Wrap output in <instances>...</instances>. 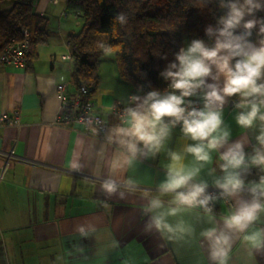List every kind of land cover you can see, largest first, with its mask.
Masks as SVG:
<instances>
[{
  "label": "crops",
  "instance_id": "0c3cea01",
  "mask_svg": "<svg viewBox=\"0 0 264 264\" xmlns=\"http://www.w3.org/2000/svg\"><path fill=\"white\" fill-rule=\"evenodd\" d=\"M65 3L32 0L34 13L46 20L47 42L36 48L30 65H0V114L12 116L17 112L20 122L18 128L0 129V151H13L15 157L5 165V157L0 155V264H212L200 233L222 227L223 217L252 196L250 192L229 196L230 205L215 200L211 219L193 209L167 217L173 225L183 220L191 226L192 234L183 238L162 240L159 234H145L144 210L149 201L158 197L167 208L173 198L159 192L171 163L169 151L183 154V163L191 165L193 157L183 149L197 142L183 138L182 126H176L155 157L138 156L130 166L112 168L124 150L115 137L109 142L108 136L117 127L127 126L126 109L136 108L146 97L119 77L112 52L98 65L92 93L94 113L107 124L104 140L83 136L78 132L80 125H74L77 132H73L53 124L59 108L56 85L69 82L72 71L67 35L77 33L81 26L79 16L67 11ZM10 6V1L0 2V9ZM193 40L186 39L182 48L187 49ZM223 82V76L218 80L206 78V85L215 83L222 88ZM258 82H264V77ZM206 91L207 87L190 98L200 109ZM133 96L138 99L133 100ZM241 100L238 94L226 97L222 119L231 130L229 142L224 149L210 153L211 163L195 182L203 180L215 186L214 180L223 176L219 156L231 143L242 142L246 157L254 154V145L259 146L256 136L261 122L257 120L252 129H242L236 123L235 117L244 111L236 107ZM262 176L264 170L251 166L242 172L244 188L249 189ZM109 179L117 183L116 193L102 189ZM129 179L136 184L129 186ZM120 193L125 198H120ZM260 215L248 233L264 229V213ZM229 235L234 243L228 264H264V249L250 256L244 234Z\"/></svg>",
  "mask_w": 264,
  "mask_h": 264
},
{
  "label": "clouds",
  "instance_id": "9594fccd",
  "mask_svg": "<svg viewBox=\"0 0 264 264\" xmlns=\"http://www.w3.org/2000/svg\"><path fill=\"white\" fill-rule=\"evenodd\" d=\"M220 7L227 11L218 19L219 27L214 29L208 26L205 30L209 36L215 32V45L208 47L202 40H193L187 49L182 48L176 55L178 63H171L161 73L165 79L171 80V88L179 90V95L175 91L165 95L158 91L149 92L142 104L126 109L127 126L117 127L108 136L109 142L115 137L124 150L113 161V169L130 166L138 156L155 157L169 138L171 129L178 124H182L183 138L197 142L183 149L184 153L193 157L191 165L183 163V154L176 151L168 153L171 163L166 180L159 185V192L162 195L172 194L169 206L165 208L163 201L156 197L149 201L144 210L145 234H159L162 240L183 238L193 232L183 220L173 225L167 217L201 208L211 219L212 208L209 205L217 197L206 193L209 187L207 182H195V178L211 163L210 153L224 149L229 142L231 130L222 119L226 97L238 94L242 98L236 107L244 111L235 117L242 129H252L257 120L261 123L256 136L259 146H253V155L246 157L244 144L240 141L231 143L220 154L223 176L213 182L215 187L222 190L220 197H234L241 193L245 187L242 172H247L251 166L264 170V82H258L264 77V40L257 47L247 39L257 25L259 33L264 34V18L255 15L258 11H264V0H220ZM116 19L121 24L125 23L123 14ZM241 27L244 32L237 34ZM111 52V49H105L107 55ZM220 76L224 77L222 88L215 83L206 85V78L218 80ZM205 87L208 91L203 95V108L198 110L193 107L189 110L192 101L186 104L185 98L195 96L198 89L203 91ZM132 99L138 98L133 96ZM165 118H169L167 122ZM126 183L133 186L136 181L129 179ZM101 187L108 194L116 193L118 189L117 183L111 179L103 182ZM249 192L252 199L241 201L233 212L224 216L222 227L214 226L200 233L208 245L212 264H228L234 243L229 233L244 234L243 241L250 246V256L254 251L264 249V229L248 233L249 228L260 220V214L264 213V176L258 183H251ZM120 198H125L124 193H120ZM149 213L152 215L149 216ZM80 231L87 235L83 229Z\"/></svg>",
  "mask_w": 264,
  "mask_h": 264
},
{
  "label": "trees",
  "instance_id": "16d2710c",
  "mask_svg": "<svg viewBox=\"0 0 264 264\" xmlns=\"http://www.w3.org/2000/svg\"><path fill=\"white\" fill-rule=\"evenodd\" d=\"M9 1V8L0 9V52L11 40H18L25 28L30 65L36 48L47 42L46 20L34 13L32 0H0ZM157 4L160 9L152 10ZM65 7L81 20L79 31L67 35L72 86L84 84L93 93L97 68L108 48L115 56L119 77L146 96L170 81L161 73L171 63H178L176 55L186 39L202 40L208 47L215 45V32L209 36L205 30L208 26L218 28V19L227 11L220 7V0H66ZM120 14L125 16L123 24L116 19ZM255 15L264 18V11ZM243 32L242 27L237 30V34ZM247 39L260 45L264 34L259 33V25Z\"/></svg>",
  "mask_w": 264,
  "mask_h": 264
},
{
  "label": "built area",
  "instance_id": "2783aa9c",
  "mask_svg": "<svg viewBox=\"0 0 264 264\" xmlns=\"http://www.w3.org/2000/svg\"><path fill=\"white\" fill-rule=\"evenodd\" d=\"M20 38L18 40H11L5 45L3 50L0 52V65H9L14 67H25L28 61V55L30 52V43L28 39V30L22 29ZM181 50V49H180ZM179 50V52H180ZM169 92L175 91L179 95V90L171 88V80L164 84ZM57 99L59 100V108L56 113L53 124L59 127L69 129L73 132H77L73 126L80 125L81 128L78 131L83 136L91 137L97 140H104V133L107 127L105 120L94 113V103L92 92L87 85L81 84L78 87H73L71 81L61 82L56 85L55 88ZM200 90H197V94ZM161 94V93H160ZM162 95V94H161ZM191 97H186L185 102L187 104ZM200 109L198 103L192 102L189 106L191 108ZM169 118H165L167 122ZM20 126L18 113L15 112L12 116L8 114H0V129L4 127H16ZM176 126H182L178 124ZM0 155L5 157L4 163L8 165L12 159H14L13 151L8 153H2ZM222 190L215 186H209L206 189V193L216 196V200H223L230 205L229 196L220 197ZM241 192H249V189L243 188ZM209 207L212 208V212L215 210L214 202L210 203ZM203 213L204 210L196 208Z\"/></svg>",
  "mask_w": 264,
  "mask_h": 264
},
{
  "label": "rangeland",
  "instance_id": "374dc122",
  "mask_svg": "<svg viewBox=\"0 0 264 264\" xmlns=\"http://www.w3.org/2000/svg\"><path fill=\"white\" fill-rule=\"evenodd\" d=\"M158 9H160V4H157L156 6H154L153 8H152V10H158ZM180 49H182V48H180ZM179 49V50H180ZM179 53V52H178ZM167 82V81H166ZM166 82H164L163 84H166ZM168 90H167V87H165V85H163L162 86V88H160L159 90H158V92L159 93H161L162 95H163V93L164 92H167Z\"/></svg>",
  "mask_w": 264,
  "mask_h": 264
}]
</instances>
